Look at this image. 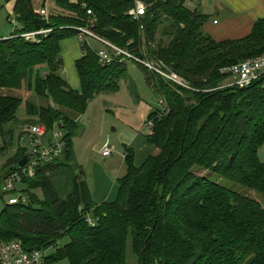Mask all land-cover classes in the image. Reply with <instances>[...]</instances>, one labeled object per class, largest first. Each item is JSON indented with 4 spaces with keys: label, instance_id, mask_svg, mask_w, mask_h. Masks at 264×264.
Listing matches in <instances>:
<instances>
[{
    "label": "trees",
    "instance_id": "16d2710c",
    "mask_svg": "<svg viewBox=\"0 0 264 264\" xmlns=\"http://www.w3.org/2000/svg\"><path fill=\"white\" fill-rule=\"evenodd\" d=\"M47 1L6 0L18 28L0 37V153L12 144L23 105L25 127L62 131L65 147L34 177L23 178L25 190L0 197H28L2 210L0 244L20 241L28 252L48 250V264H129L131 257L137 264H264V206L229 189L235 184L264 196V76L244 89H220L229 80L225 69L264 54V19L248 37L219 42L205 33L208 17L188 8L191 0H50L61 13L45 18L37 11ZM137 1L146 6L140 21L129 15ZM165 23L169 42L157 37ZM81 27L138 59L162 64L192 88L137 64L169 111L149 115L146 141L155 153L137 167L129 150L116 200L100 205L76 163L78 124L69 114L82 116L99 95L117 93L128 69L120 59L103 63L81 42V91L70 87L61 75L62 43L78 37ZM43 30L49 32L35 40L23 37ZM24 90L42 103L18 96ZM24 135L3 181L21 170Z\"/></svg>",
    "mask_w": 264,
    "mask_h": 264
},
{
    "label": "rangeland",
    "instance_id": "374dc122",
    "mask_svg": "<svg viewBox=\"0 0 264 264\" xmlns=\"http://www.w3.org/2000/svg\"><path fill=\"white\" fill-rule=\"evenodd\" d=\"M214 3L215 1L209 2L203 0L201 13L205 11L208 14L213 11ZM12 5V3H6V0H0V37H10L18 28L13 15ZM45 8H47L49 13H61V11L56 9L53 5V1H49ZM168 27V23L160 26L157 35L158 39L169 42L168 37L165 36V31ZM87 42L93 49L100 50L102 48L101 44L96 41L89 40ZM66 43H68V46L70 45L69 43H72L76 47L78 43L80 44V41L76 37L68 40ZM63 55L64 54L61 56L62 59ZM64 60L65 67L64 70L62 69L61 75H63L65 79L68 78L69 82H73V79L74 81L77 80L75 66L71 65L69 62L67 63V59ZM125 64L128 72L126 79L122 80L120 83V92L99 95L88 105L85 114L82 116L77 117L71 113L69 114L78 124V129L74 138L76 163L82 168L90 186L99 188L96 197V201L98 202H101L98 196H104L109 198L110 201H115L119 191V187L116 184V173L110 172L107 169V160L100 155L102 146L108 143L114 153L117 151L124 152V147L131 146L134 138L137 136L138 142L135 145L137 150L140 151L141 148L147 147L146 137L151 133V129L149 126L144 125L145 117L141 116L142 110L147 107L148 111L157 112L162 111L163 108L159 103L160 96L147 84L145 74L138 65L131 61H126ZM66 73H68V75ZM160 78L163 79L162 77ZM228 82L227 80L226 84ZM18 96H24V98L38 104L42 103L39 98L33 97L35 96L34 94L29 96L21 91V93H18ZM17 119V128H15L12 144L0 153V182L3 181L4 175H6L11 166V160L19 149V137L25 132L24 124L28 121L27 119H29L26 114L25 105L19 109ZM24 139L26 142L24 144L21 142V147L27 149L26 155H30L33 150L31 140L27 135H24ZM3 144V139L0 136V148ZM153 151L155 153V150ZM259 159L264 163V145L259 150ZM145 160V157L142 156L141 158L140 153L139 165ZM198 173L204 174L202 171H198ZM206 177L212 181L224 183V179L217 175L207 174ZM229 189L246 195L264 206V196L255 191H250L235 184H230ZM18 190L19 192L25 190L24 185L19 184ZM37 195L43 200L40 191L37 192ZM18 196H23L26 199L28 198L26 195L20 193ZM7 203L8 197L4 199L0 198V214ZM66 242H68L67 239H65L62 244ZM54 264H69V262L64 260ZM129 264H137L136 259L131 257L129 259Z\"/></svg>",
    "mask_w": 264,
    "mask_h": 264
},
{
    "label": "built area",
    "instance_id": "2783aa9c",
    "mask_svg": "<svg viewBox=\"0 0 264 264\" xmlns=\"http://www.w3.org/2000/svg\"><path fill=\"white\" fill-rule=\"evenodd\" d=\"M50 1V0H49ZM47 1V2H49ZM215 1V0H206ZM38 14L47 18L49 15L47 8H41L37 11ZM91 15L92 12L88 11ZM146 14V6L144 3L137 1L135 8H133L129 15L135 20L140 21ZM143 29V27H141ZM78 31V39L80 42H87L93 40L101 44L102 48L96 50L98 57L103 63H111L119 60V63H126L131 61L136 64L143 65L150 73L155 76L162 77L167 81L181 87L182 89L192 90L187 81H185L178 74L166 70L162 64H156L154 62L143 61L136 58L125 49H121L107 40L99 37L89 27L76 28ZM49 31H40L23 37L29 40H35L37 35L46 34ZM164 67V68H163ZM229 75V82L220 89H227L231 87H237L240 89L247 88L253 83L257 82L264 76V54L256 59L248 60L238 65L229 67L224 70ZM160 105L163 106L162 113H168L167 102L164 99L160 100ZM152 122H149L148 126H151ZM25 133L30 138L32 143V153L26 155L28 162L17 173L11 175L8 179L0 182V197L5 193L18 190V185L22 183L23 178H31L36 174V168L41 165H45L53 162L55 159L61 156L65 143L64 133L59 130L48 132V129L43 125H27L25 127ZM26 140L23 138L22 143ZM114 153L111 146L107 143L101 150V155L104 158L110 157ZM27 200L23 196L18 194L8 197V205L13 206L17 204H25ZM88 223L94 225V221L89 218ZM49 251L39 250L28 252L24 249L23 244L20 241H12L9 243L0 244V264H48Z\"/></svg>",
    "mask_w": 264,
    "mask_h": 264
},
{
    "label": "crops",
    "instance_id": "0c3cea01",
    "mask_svg": "<svg viewBox=\"0 0 264 264\" xmlns=\"http://www.w3.org/2000/svg\"><path fill=\"white\" fill-rule=\"evenodd\" d=\"M187 6L191 10H198L199 12H201V9L203 8V0H191ZM202 13L208 17V21L204 29L205 33L211 36L214 40L219 42L227 40H242L252 33L255 24L259 20L264 19V0H215L213 11L208 14L205 11H203ZM67 41L68 40L62 43V54H64L63 70L65 67L64 59H67V63L69 62L71 63V65L75 66L77 80L74 81L73 79V82H69L68 78L65 79L63 75L62 77L67 81L70 87L77 91H81V80L76 68V62L83 56L81 42L80 44L78 43V45L75 47V45H73L72 43H69L70 45L68 46V43H66ZM94 50L96 51V49ZM66 74L68 75V73ZM23 93L30 96V93L25 90L23 91ZM159 100H161V98ZM151 113L153 112L148 111L147 107L142 110L141 116L145 117L144 125H146V120ZM136 137L134 138L131 146L124 147V152L117 151L116 153H113L110 157L105 158L107 160V169L110 172L116 173V184L117 180L122 179L127 175L128 169L126 158L129 150L133 152L134 163L137 167H140L148 159V157L154 153L153 148L147 143V141V147L141 148L140 151L137 150L135 145L138 142V137ZM103 147L104 146H102V148ZM140 153L141 158L142 156L146 158V160L141 165H139ZM89 187L92 192L93 199L98 205L106 201H110L109 198L104 196H98L101 202L96 201L97 192L99 188L92 187L90 186V184Z\"/></svg>",
    "mask_w": 264,
    "mask_h": 264
},
{
    "label": "water",
    "instance_id": "95a60500",
    "mask_svg": "<svg viewBox=\"0 0 264 264\" xmlns=\"http://www.w3.org/2000/svg\"><path fill=\"white\" fill-rule=\"evenodd\" d=\"M164 1H168V0H164ZM28 162V157L25 156L18 164V168H22L26 163Z\"/></svg>",
    "mask_w": 264,
    "mask_h": 264
}]
</instances>
